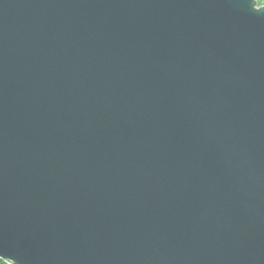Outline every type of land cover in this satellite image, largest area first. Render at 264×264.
<instances>
[{
  "label": "water",
  "instance_id": "water-1",
  "mask_svg": "<svg viewBox=\"0 0 264 264\" xmlns=\"http://www.w3.org/2000/svg\"><path fill=\"white\" fill-rule=\"evenodd\" d=\"M0 258L264 264V9L0 0Z\"/></svg>",
  "mask_w": 264,
  "mask_h": 264
},
{
  "label": "trees",
  "instance_id": "trees-1",
  "mask_svg": "<svg viewBox=\"0 0 264 264\" xmlns=\"http://www.w3.org/2000/svg\"><path fill=\"white\" fill-rule=\"evenodd\" d=\"M0 264H14V263L8 262V261L3 260L2 258H0Z\"/></svg>",
  "mask_w": 264,
  "mask_h": 264
},
{
  "label": "rangeland",
  "instance_id": "rangeland-1",
  "mask_svg": "<svg viewBox=\"0 0 264 264\" xmlns=\"http://www.w3.org/2000/svg\"><path fill=\"white\" fill-rule=\"evenodd\" d=\"M255 1V3L256 4H258L259 6L258 7H261V3H260V0H254ZM257 7V6H256ZM4 260V259H3ZM6 261H8V260H6ZM8 262H10V261H8Z\"/></svg>",
  "mask_w": 264,
  "mask_h": 264
},
{
  "label": "snow or ice",
  "instance_id": "snow-or-ice-1",
  "mask_svg": "<svg viewBox=\"0 0 264 264\" xmlns=\"http://www.w3.org/2000/svg\"><path fill=\"white\" fill-rule=\"evenodd\" d=\"M261 8L264 9V0H260Z\"/></svg>",
  "mask_w": 264,
  "mask_h": 264
},
{
  "label": "bare ground",
  "instance_id": "bare-ground-1",
  "mask_svg": "<svg viewBox=\"0 0 264 264\" xmlns=\"http://www.w3.org/2000/svg\"><path fill=\"white\" fill-rule=\"evenodd\" d=\"M256 6H257V7H256L257 9H261V7H258V6H259L258 4H256Z\"/></svg>",
  "mask_w": 264,
  "mask_h": 264
}]
</instances>
